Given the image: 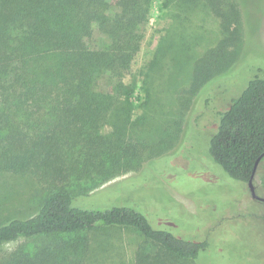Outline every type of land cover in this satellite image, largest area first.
I'll list each match as a JSON object with an SVG mask.
<instances>
[{
    "label": "trees",
    "instance_id": "16d2710c",
    "mask_svg": "<svg viewBox=\"0 0 264 264\" xmlns=\"http://www.w3.org/2000/svg\"><path fill=\"white\" fill-rule=\"evenodd\" d=\"M198 1L202 21L218 19L223 37L195 60L182 86L191 96L224 74L241 32L232 0ZM149 11L150 0H0V174L28 173L45 191L32 216L0 224V246L20 239L39 245L28 251L24 242L0 264H75L77 241L70 235L97 227L140 232L155 249L140 246L137 264H197L207 241L153 227L132 201L97 209L75 200L115 177L113 158L134 149L102 130L130 94L123 74L140 49ZM94 24L110 40L103 49L87 46ZM105 73L115 83L98 91L95 82ZM239 90L216 111L206 153L230 180L246 183L257 158L264 160L262 70ZM98 172L100 180L93 176ZM88 182L89 188L73 193Z\"/></svg>",
    "mask_w": 264,
    "mask_h": 264
},
{
    "label": "rangeland",
    "instance_id": "374dc122",
    "mask_svg": "<svg viewBox=\"0 0 264 264\" xmlns=\"http://www.w3.org/2000/svg\"><path fill=\"white\" fill-rule=\"evenodd\" d=\"M232 3L241 29L240 39L231 48L234 56L224 74L191 96L182 91V86L191 79L195 60L223 37L221 23L211 15L202 21L204 5L198 0H150L149 16L143 24L145 36L129 70L123 74L130 94L124 96L102 130L111 141L118 137L125 148L131 144L134 149L123 151L124 154H116L113 149L112 155L116 156L112 171L117 175L87 192V196L80 194L75 199L78 205L106 209L132 201L129 205L141 206L153 227L174 231V216L185 212L173 207L171 201L196 211L195 201H209L214 191L222 190L219 186L223 183L219 182L230 180L206 153L216 127V111L237 95L258 69L264 75V0ZM109 42L94 24L87 46L99 50ZM114 83L105 73L96 80L95 87L107 91ZM206 99L211 100L209 106H205ZM150 156L155 158L150 161ZM100 175L101 172L94 173V179L100 180ZM255 180L256 193L263 197L264 160L257 166ZM90 184L75 186L73 193L78 194ZM243 184L238 191L246 190ZM208 189L214 191L207 193ZM44 197L45 191L32 175L1 173L0 224L32 216ZM248 205L251 211L264 212V202L251 199ZM255 218L247 219L246 224L241 220L232 224L236 236L220 229L219 235H227L224 248L216 246L214 240L215 246L205 250L197 264H264V226ZM176 225L189 228L187 222L186 226L181 221ZM70 237L77 241L75 264H137L140 246L144 250L155 249L140 232L124 227H97ZM24 242L20 239L3 244L0 258ZM38 245L32 239L23 247L32 251Z\"/></svg>",
    "mask_w": 264,
    "mask_h": 264
},
{
    "label": "flooded vegetation",
    "instance_id": "af4514ba",
    "mask_svg": "<svg viewBox=\"0 0 264 264\" xmlns=\"http://www.w3.org/2000/svg\"><path fill=\"white\" fill-rule=\"evenodd\" d=\"M260 163L261 162H259V164ZM255 175L256 170L254 176L251 179L254 191L256 193L258 184L255 180ZM249 182L250 179L248 182L243 184L246 190L242 192L238 191L240 182L227 180L226 178L225 181L219 182V184L223 183L219 186L222 190L214 191L208 189L207 193L214 191V195L210 196L209 201H195L196 211L187 209L185 206L175 200L171 201L173 207H179L183 212H185V215L182 214L181 216L178 214L177 216H174L176 220L174 224L176 228L175 230H177L183 236H187L189 239L207 241L206 247L201 252L202 254L211 246H215V243L213 242L214 240H216V246L220 245L222 248H224L225 243H223V241L226 239L227 235L226 233L219 235L218 231L220 229L224 230L225 232H232V235L236 236V233L234 229H232L231 225L234 223H241V221L242 223L246 224L248 222L247 219L255 217V219H258L260 222H262V225L264 226V212L257 213L255 211H251L248 205L251 199L264 202V200H262L264 199V196L261 197L256 193L259 198L253 197ZM207 183L214 184L215 182ZM214 187L218 186L214 185ZM212 201L216 203H212ZM177 221H181L185 226L187 222L189 228H178L176 225Z\"/></svg>",
    "mask_w": 264,
    "mask_h": 264
},
{
    "label": "water",
    "instance_id": "95a60500",
    "mask_svg": "<svg viewBox=\"0 0 264 264\" xmlns=\"http://www.w3.org/2000/svg\"><path fill=\"white\" fill-rule=\"evenodd\" d=\"M261 158H262V157L260 156V157H258L257 160L255 161L254 168H253V172H252V175H251V178H250V182H249L252 196L255 197V198H259V197L256 195V193H255V191H254V187H253V183H252L251 179H252V177H253L254 174H255L256 167H257L259 161L261 160ZM262 200H264V199H262Z\"/></svg>",
    "mask_w": 264,
    "mask_h": 264
}]
</instances>
